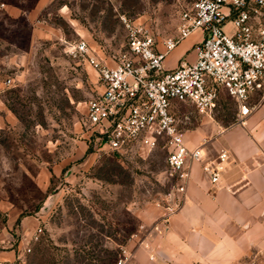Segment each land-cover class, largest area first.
<instances>
[{
	"label": "rangeland",
	"instance_id": "1",
	"mask_svg": "<svg viewBox=\"0 0 264 264\" xmlns=\"http://www.w3.org/2000/svg\"><path fill=\"white\" fill-rule=\"evenodd\" d=\"M195 1L0 0V264H118L143 240L148 211L175 192L167 152L103 149L87 120L98 75L71 48L85 41L111 63L128 49L126 17L163 50ZM236 112L222 94L213 118L230 125ZM177 116L184 132L204 117L195 107ZM246 264H264V252Z\"/></svg>",
	"mask_w": 264,
	"mask_h": 264
},
{
	"label": "built area",
	"instance_id": "2",
	"mask_svg": "<svg viewBox=\"0 0 264 264\" xmlns=\"http://www.w3.org/2000/svg\"><path fill=\"white\" fill-rule=\"evenodd\" d=\"M252 13L264 15V0H197L184 10L177 35L165 41L163 50L143 25L126 17L128 49L111 63L93 55L85 41L71 48L98 75L101 92L88 103L87 120L98 129L103 149L116 155L137 146L166 150L169 175L176 183L175 192L167 196L166 218L183 207L194 163L202 164L216 188L232 163L227 150L207 158L204 146L190 149L177 113L192 105L212 117L226 94L238 108L237 124L244 127L257 108L252 97L264 92V25H255ZM229 23L232 32L225 29ZM197 31L205 38L196 61L167 71L169 53ZM41 233L39 229L36 240ZM130 259L125 252L118 264Z\"/></svg>",
	"mask_w": 264,
	"mask_h": 264
},
{
	"label": "crops",
	"instance_id": "3",
	"mask_svg": "<svg viewBox=\"0 0 264 264\" xmlns=\"http://www.w3.org/2000/svg\"><path fill=\"white\" fill-rule=\"evenodd\" d=\"M40 2L44 8L53 0ZM2 6L15 17L22 14L15 7ZM252 15L255 25H264V15ZM225 29L232 32L231 23ZM204 38L197 31L185 39L169 53L165 69L194 63ZM252 104L257 108L244 127L237 124V108L230 125L202 114V122L184 132L188 147L204 146L207 158L222 150L230 153L232 163L223 184L214 187L202 164L194 163L183 207L169 218L164 208L151 207L142 224L145 236L141 242H131L127 264H246L254 253L264 252V92L256 93Z\"/></svg>",
	"mask_w": 264,
	"mask_h": 264
}]
</instances>
